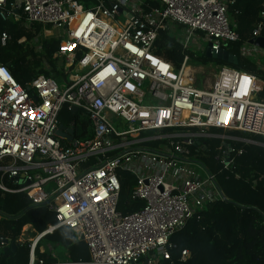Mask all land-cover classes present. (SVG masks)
Wrapping results in <instances>:
<instances>
[{"label": "built area", "instance_id": "built-area-1", "mask_svg": "<svg viewBox=\"0 0 264 264\" xmlns=\"http://www.w3.org/2000/svg\"><path fill=\"white\" fill-rule=\"evenodd\" d=\"M233 2L14 0L8 8L0 0V21L21 20L26 30L58 39L51 59L61 77L38 74L28 91L0 63V191L44 205L55 218L45 231L66 226L85 243L88 260L71 264H161L176 248L172 234L208 204L226 199L201 161L207 150L201 137L209 136L206 129L264 137V97L258 96L263 81L257 73L223 65L209 85L198 87L181 83L180 72L193 50L203 53L209 45L212 53L229 51L239 40L229 14ZM161 31L182 48L177 70L154 53ZM259 36L264 0L250 38ZM10 39L0 29V44ZM239 54L252 56L244 46ZM63 106H75L88 120L89 136L61 142L55 133ZM118 119L128 129L118 130ZM234 141L241 144L223 146L216 157L222 169L247 145L259 144ZM130 178L129 200L136 206L124 212L118 209L121 184ZM38 238L27 264H53L35 257ZM188 256L182 249L180 260Z\"/></svg>", "mask_w": 264, "mask_h": 264}, {"label": "trees", "instance_id": "trees-1", "mask_svg": "<svg viewBox=\"0 0 264 264\" xmlns=\"http://www.w3.org/2000/svg\"><path fill=\"white\" fill-rule=\"evenodd\" d=\"M12 1L7 0L8 8ZM260 2L261 0H234L229 7V14L236 24L239 35V40L230 45L229 51L237 57L240 56V42L250 37L253 23L257 20ZM0 29H3L2 21H0ZM7 31L11 39L4 45L0 44V62L8 66L14 79L21 86L31 91V88L25 85L26 80L17 77L18 70L25 71L19 64V58L10 55L16 41L23 33V28H20L18 23L9 22ZM57 44L58 39L52 37L43 41V49L51 61V54ZM154 53L169 61L176 70L180 67L184 54L175 38L165 31L159 32L155 40ZM219 61L229 67L258 74L255 67L253 71L248 68V62L240 64L238 61L236 63ZM261 62L263 71L259 78L264 81V58ZM52 69L50 72L46 68H40L34 76L38 74L55 78L60 76L55 65ZM68 112L73 121L63 125L72 126L76 137L89 136L88 120L78 112L70 110ZM77 127L80 129L79 135L76 134ZM251 136L264 139L260 135L251 134ZM251 139L256 141L254 138ZM61 142L67 143L64 140ZM206 149L205 153H208L209 147ZM216 157L212 158L206 154L201 161L215 174L216 183L226 199L208 204L200 211L198 218L188 219L181 229L174 232L170 240L176 244V248L171 250L170 258L162 261L161 264H264V148H258V144L247 145L246 152L235 156L228 169H222ZM235 173L239 174L238 178L235 177ZM127 175L125 172L121 173L124 179ZM124 187L125 182H122L120 193ZM135 206L136 204L127 200L122 204L119 202L118 209L122 207L123 211L127 212ZM54 223V214L44 205L30 204L23 194H7L0 191V237H6L17 243L14 250L10 248L4 250V246H0V264H22V260L26 258L28 263L30 245L26 241L22 244L17 241L24 225H31L35 233L39 235L48 225ZM55 243L60 248H66V255L70 262L87 261L89 258L85 243L78 241L75 234L66 226L57 227L52 232L39 237L34 248V255L44 261L53 262L47 248ZM41 244L45 246L42 253L37 249ZM182 249L189 251V256L183 261L180 260Z\"/></svg>", "mask_w": 264, "mask_h": 264}, {"label": "rangeland", "instance_id": "rangeland-1", "mask_svg": "<svg viewBox=\"0 0 264 264\" xmlns=\"http://www.w3.org/2000/svg\"><path fill=\"white\" fill-rule=\"evenodd\" d=\"M234 14H236V11H234ZM231 15L233 19L235 20L234 15L232 13ZM9 22H15V21L13 20L2 21L3 29H5L6 31L9 28ZM15 23H18V26H20V28L21 27L23 28V33H21V36L16 41L15 47L12 48L10 55L14 56L15 58H19V64L23 69H25V71L18 70L16 74L18 78L26 80L25 85L28 87L34 75L38 73L40 68H44V65H46L44 64V61H47L52 66L58 65L59 63L57 61L56 62L51 61L49 56L46 55V52L43 49V41L45 39L46 40L48 39L46 36H44L43 34L39 35L37 33H32L31 31L26 30L22 26L21 20ZM35 26H36L37 31L40 32V30L42 29V26H39V25H35ZM196 33L200 34L198 32ZM248 39H250V37L241 41L239 46H244L246 49H249L252 56H249L247 58L236 56V59L240 64L241 63L246 64V62H248L249 63L248 68H250V70L253 71V68L255 67V71L258 72L259 75H261V72L263 70L258 67L257 62L259 61L258 57H260L261 59L264 58V50H262V48H259L257 46L254 47V45L248 43ZM200 42H202L203 45L205 44V42L202 40H200ZM191 56H194V57H191V59L186 64V67H188L189 69L188 74L190 76V80L192 81V83L196 84L198 87L209 85L214 79V74L216 73L217 68H219L220 66H223L222 62H220L217 59H213V58H205L203 56L202 51L193 50V53H191ZM245 59L247 61H245ZM45 67H47V65ZM12 76L14 77V75ZM60 79H61L60 76L56 77L57 81H59ZM258 96L264 97V81H263V89ZM59 121L65 124H69L71 121H73L71 114L67 110V106L62 107V110L59 113ZM115 127L118 130H125V129H128V123L125 122L123 119H118L115 122ZM194 130H199V129H194ZM205 132H207L209 136L201 137V141L204 140L205 146L209 147L210 153L206 152V154L208 156L210 155V157L212 158L214 156L221 155V152H222V149L225 143L233 144L234 146H236V144L240 145L241 144L240 142L234 141L236 137L248 138V139L254 138L256 141L261 142L258 144V148H262V149L264 148L263 138L253 137L251 135H245L244 133H240L237 131H227L224 129H206ZM76 134L77 135L80 134L79 127H77ZM147 144L152 147L156 146V142H149ZM202 156H206L205 153L204 155L202 153ZM133 184H134L133 178H130L129 181L125 183V187L121 191L120 197H119L120 204L129 200V185H133ZM119 209L123 210L122 207H120ZM47 228L48 226L46 227V229ZM37 236L38 234L35 233L34 228L31 225L27 224L22 227L21 234L18 237L20 241L18 242L22 244L23 242L26 241L30 245L32 244L33 240ZM44 248L45 246L41 244L38 246L37 249L40 253H42L44 251ZM35 257L38 258L37 256ZM22 264H27V258L22 260Z\"/></svg>", "mask_w": 264, "mask_h": 264}, {"label": "water", "instance_id": "water-1", "mask_svg": "<svg viewBox=\"0 0 264 264\" xmlns=\"http://www.w3.org/2000/svg\"><path fill=\"white\" fill-rule=\"evenodd\" d=\"M17 12L18 11L16 10L15 13H17ZM248 43L255 45L257 47H260V48H264V36L250 38V39H248ZM203 56L205 58L218 59V60H221V61L226 62V63H232V62L236 63L237 62L236 56L233 53H231L230 51L220 50L217 53H212V52H210L209 45L206 46V48L203 52ZM32 97L34 100L37 99L36 95H33ZM76 110H77V108L75 106L70 107L71 112H75ZM74 133H75V131H74L73 127L67 128L65 125L59 124L58 129H57L55 134H56V136L60 137L61 139L71 141L73 139ZM225 146L227 148H229V144L225 143L224 147ZM46 233H49V231H43L41 233V235H44ZM0 241L5 243L4 250H6L8 248L14 250L16 245H17L16 241L9 240L6 237H0Z\"/></svg>", "mask_w": 264, "mask_h": 264}, {"label": "crops", "instance_id": "crops-1", "mask_svg": "<svg viewBox=\"0 0 264 264\" xmlns=\"http://www.w3.org/2000/svg\"><path fill=\"white\" fill-rule=\"evenodd\" d=\"M262 1H263V0H261L260 5H261ZM260 5H259V6H260ZM188 70H189V69H188ZM262 70H263V69H262ZM187 72H188V71H187ZM183 75H187V78H189L188 80L191 81V80H190V76H189L188 73H184ZM189 81H188V82H189ZM60 124H63V123H60ZM66 127L68 128V127H72V126L67 125ZM64 131H65V130H64ZM63 140H64V139H63ZM64 141H65V142H68L67 140H64ZM41 233H42V232H41ZM41 233L39 234V237L42 236ZM16 247H17V245H16ZM16 247H15V248H16ZM86 249H87V248H86ZM47 251H48L50 257L52 258L51 261H53V262H47V261H45V262H47V263H53V264H71V263H74V262H70V261L68 260L67 255H66V252H67V251H66V248H60V247L58 246L57 243L50 245V246L47 248ZM87 252H88V251H87ZM28 259H29V257H28ZM41 259H42V258H41Z\"/></svg>", "mask_w": 264, "mask_h": 264}, {"label": "bare ground", "instance_id": "bare-ground-1", "mask_svg": "<svg viewBox=\"0 0 264 264\" xmlns=\"http://www.w3.org/2000/svg\"><path fill=\"white\" fill-rule=\"evenodd\" d=\"M187 71H188V67H186V65H184L182 67V69H181V72H180V75H181L180 81H181V83H189L188 82L189 80L187 78V75H183L184 73H188Z\"/></svg>", "mask_w": 264, "mask_h": 264}, {"label": "snow or ice", "instance_id": "snow-or-ice-1", "mask_svg": "<svg viewBox=\"0 0 264 264\" xmlns=\"http://www.w3.org/2000/svg\"><path fill=\"white\" fill-rule=\"evenodd\" d=\"M133 51H135V49H133ZM5 79H7V77L5 76ZM244 80L247 82L248 78L245 77Z\"/></svg>", "mask_w": 264, "mask_h": 264}]
</instances>
